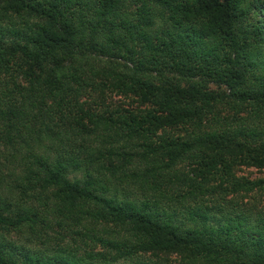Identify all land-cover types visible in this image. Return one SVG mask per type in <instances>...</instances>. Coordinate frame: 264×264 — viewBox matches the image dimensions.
<instances>
[{
    "label": "trees",
    "instance_id": "16d2710c",
    "mask_svg": "<svg viewBox=\"0 0 264 264\" xmlns=\"http://www.w3.org/2000/svg\"><path fill=\"white\" fill-rule=\"evenodd\" d=\"M241 166L264 0H0V264H264Z\"/></svg>",
    "mask_w": 264,
    "mask_h": 264
},
{
    "label": "rangeland",
    "instance_id": "374dc122",
    "mask_svg": "<svg viewBox=\"0 0 264 264\" xmlns=\"http://www.w3.org/2000/svg\"><path fill=\"white\" fill-rule=\"evenodd\" d=\"M211 86L215 87V85H211ZM107 100L112 101V102L121 101V102L131 105V107L140 106V104L135 103L136 102L135 97L128 96L125 94H120V93H107ZM236 173L238 175H245L250 178L264 177V167L258 169L257 167H253V166H241L237 169ZM176 257L177 256L173 254L169 256V258L171 259L173 263H176L175 261H173L176 259Z\"/></svg>",
    "mask_w": 264,
    "mask_h": 264
}]
</instances>
